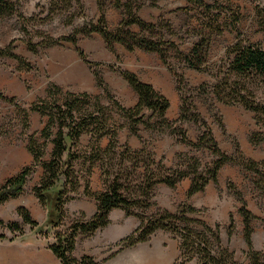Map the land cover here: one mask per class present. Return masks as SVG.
Instances as JSON below:
<instances>
[{
	"label": "rangeland",
	"instance_id": "rangeland-1",
	"mask_svg": "<svg viewBox=\"0 0 264 264\" xmlns=\"http://www.w3.org/2000/svg\"><path fill=\"white\" fill-rule=\"evenodd\" d=\"M13 1L18 13L0 17V46L7 47L13 43L15 52L23 60L0 56V91L17 98L16 103L0 98V182L35 163L34 155L28 147L30 140L34 147L44 152V160L51 158L54 144L51 139L42 135L49 116L43 110L44 105H41L43 101L62 103L67 98H72L67 91L90 94V97L78 98L76 114L79 118L85 117L89 112H95L99 118L88 125L76 146L82 156L75 161L80 183L71 192L73 198L66 205L67 218L60 229L65 230L74 221L90 217L96 212L98 201L93 195L86 194L88 184L93 192H101L117 176L124 194L136 197L141 194L146 183V165H152L151 169H155L152 159L167 167L183 164L189 170L193 164L191 157H196L202 162L201 170L207 169L216 158L208 147L184 143L170 128L160 131L159 128L149 129L140 124L138 132L134 133L128 119L115 104L117 100L125 107H133L139 100L137 92L121 74L122 70H129L166 95L171 102L167 116L171 121L178 119L182 105L181 93L175 76L159 53L143 48L130 51L119 43L112 50L98 32L82 33L79 36L78 46L85 51L86 59L70 42L51 47L38 45L37 51L31 50L28 41L40 42V33L59 37L72 33L85 22L98 21L101 15L98 2L80 0L81 4H78L76 0ZM204 1L219 5L220 20L224 27L222 33L208 32L211 36L208 55L210 63L219 62L225 56L226 49L238 37L259 42L264 48V32L256 12L257 7H264V0ZM142 2L144 6L139 14L157 25L151 31L146 30V35L154 39L175 41L184 52H189L200 40L196 27L205 17L200 6L188 0ZM106 12L108 26L116 29L122 20V11L110 6ZM72 17L73 22L67 24ZM131 27L140 31L137 25ZM165 47H169L168 44ZM168 52L173 68L186 78L187 85L183 86V92L193 96L192 100L211 126L221 148L230 155H237L236 146L239 144L247 158L264 162V125L257 122L256 114L240 104L217 102V110L211 108L212 97L203 90L195 89L202 83L211 81V77L206 72L188 67L175 48ZM90 62L96 64L92 65ZM96 73L103 78L107 90L98 84ZM52 85H58L62 91ZM50 89L54 94L49 93ZM259 97L264 99V90L259 92ZM176 126L196 142L205 130L194 122H177ZM252 138L263 140L254 143ZM111 141L115 146L107 152L105 149ZM259 168L264 172V163ZM44 172L42 164H36L25 192L0 205V218L6 222H19L25 231L26 235L19 239L37 238L31 231V226L19 214L20 207H26L39 222L47 220V210L33 192ZM190 184V177L183 179L175 187L158 183L152 191V205L148 208H136L135 214L128 215L121 208L113 209L112 216L110 214L113 219L111 225L92 235H81L74 255H91L100 264H139L144 261H141L142 255L159 249L164 257L169 253L174 259L172 263L163 264H174L180 256V239L171 231L160 229L150 239L120 251L118 242L138 228L143 217L165 208L175 212L183 203L197 208L196 212L187 213L189 217L220 227L222 244L230 248L241 263L249 261L252 248L264 249V177L261 173L245 169L231 161L220 170L218 183L211 181L205 190L188 199L186 195ZM242 197L258 217L251 223V245L245 238L244 217L240 213ZM231 215L235 223L232 234L229 232ZM193 225L202 227L200 223ZM2 234L11 238L19 232L13 233L7 226L0 225V235ZM7 237L0 238V264H63L43 240L41 244H9L11 241ZM189 264L200 263L195 258Z\"/></svg>",
	"mask_w": 264,
	"mask_h": 264
},
{
	"label": "trees",
	"instance_id": "trees-1",
	"mask_svg": "<svg viewBox=\"0 0 264 264\" xmlns=\"http://www.w3.org/2000/svg\"><path fill=\"white\" fill-rule=\"evenodd\" d=\"M188 1L203 8L205 13L204 19L196 27L200 40L194 44L189 52L182 51L175 41H165L162 38L154 39V37L146 35V30L151 31L157 25L147 21L139 14V10L144 6L142 0H97L101 13L98 21L85 22L84 25L74 29L68 35L54 37L40 33L42 36L40 42L28 41L30 49L34 51H37L38 45L51 47L70 42L76 46L79 54L86 59L85 51L78 46L79 36L82 33L98 32L103 35L108 47L112 50H115V44L119 43L130 51L143 48L159 53L175 76L181 93L182 105L178 119L171 121L167 116L171 106L170 99L160 93L153 84L141 80L136 73L129 70H122L121 74L137 92L139 100L133 107H125L117 100L115 104L122 115L128 119L132 132L137 133L140 124L149 129L159 128L160 131L170 128L182 142L196 147H208L216 156L206 170H201L202 162L196 157H191L193 164L191 165L192 169L189 170L184 168L183 164L176 167H167L162 162L152 159L155 169H151L152 165H146V179H144L146 183H144L141 194L136 197H129L124 194L122 183L117 176L101 192H93L88 184L86 194L93 195L98 201L96 212L90 217L74 221L70 227L63 230L60 227L67 218L66 205L73 198L71 195L72 190L76 189L80 183L75 169V161L82 156L78 153L76 146L79 144L81 136L87 131L88 125L92 121L98 120L99 117L95 112H89L82 118H79L76 114L78 98L80 96L90 97L87 92L77 94L67 91V94L71 95L72 98H67L62 103L43 101L41 106L44 105L43 110L49 116V120L42 135L51 139L54 144L51 158L44 160V152L40 148L34 147L35 145L30 140L28 147L34 155L35 163L24 167L18 174L9 177L4 182H0V205L25 192L26 185L35 172L36 164L41 163L45 172L41 181L34 186L33 192L46 208L47 220L45 222L35 220L24 206L20 207L18 211L24 221L31 226V231L37 236V238L28 240H43L63 264H100V261L91 255L85 254L81 257L74 255L79 237L81 235H92L97 230L108 226L111 223L110 214L113 209L121 208L128 215H131L135 214L136 208L150 207L152 205V191L158 183L175 187L183 179L190 177L191 184L186 195L189 199L194 194L205 190L211 181L218 183L220 170L231 161L237 162L245 169L261 173L264 177V172L259 168V165L264 162L247 158L241 151L239 144L236 146L237 155H230L221 148L211 126L192 100L193 96L186 95L183 92V86L187 85L186 78L183 73L173 68L168 52L171 48H175L188 67L206 72L211 77V81L195 87V89L203 90L212 97L211 108L217 110V102L227 105L240 104L254 112L257 122L264 125V99L259 97V92L264 90V48L259 42L238 37V40L226 49L225 56L219 62L210 63L208 55L211 36L209 33L224 32L220 20L221 12L218 11L219 5L204 0ZM76 2L81 4L80 0H76ZM110 6L121 10L123 14L122 20L116 29H111L108 26L106 11ZM256 12L264 32V7H257ZM17 13L18 8L13 0H0V17H8ZM21 16L24 15L21 14ZM73 18H70L67 24H71ZM133 25H137L140 31L134 30L131 27ZM166 44L169 47H165ZM14 49L13 43L7 47L0 46V56H10L23 60ZM90 64L95 65L96 63L90 62ZM96 76L98 84L107 90L108 87L103 82V78L99 73H96ZM52 86L62 91L58 85ZM49 93L54 94L52 89L49 90ZM0 98L12 103L17 102L15 96L6 95L1 91ZM154 118H156V122H154ZM177 122H194L200 124L201 128H205V130L196 142L189 139L176 126ZM262 140L263 138L258 140L252 138L254 143H260ZM114 146L115 144L111 141L105 151L109 152ZM239 194L242 195L241 192ZM241 200L243 205L240 208V213L244 217L245 238L248 244L251 245L253 234L251 223L254 218L258 217L248 208L243 197ZM196 211L195 206L183 203L175 212L165 208L159 209L150 216L143 217L139 227L118 242L120 246L118 251L144 242L150 239L158 230L164 229L171 231L180 239V256L174 264H189L195 258L199 260L200 264H244L237 260L230 248L222 244L218 225L213 227L203 220L187 215L188 212ZM195 223L202 224V227H195L193 225ZM0 225L7 226L13 233L19 232L11 238L2 234L0 235L1 239L7 237L10 241H14L26 235L17 221L6 222L0 218ZM234 227V217L231 215L230 234L233 233ZM38 237L41 239H38ZM245 264H264V249L255 250L252 248L249 261Z\"/></svg>",
	"mask_w": 264,
	"mask_h": 264
},
{
	"label": "bare ground",
	"instance_id": "bare-ground-1",
	"mask_svg": "<svg viewBox=\"0 0 264 264\" xmlns=\"http://www.w3.org/2000/svg\"><path fill=\"white\" fill-rule=\"evenodd\" d=\"M142 256H143V259H141V261L142 260H144V261H142L139 264H161L163 261H165L164 260L165 257L163 255L162 251L159 249H156V250L152 251L151 253H150V251H148V253L145 256L144 255H142Z\"/></svg>",
	"mask_w": 264,
	"mask_h": 264
},
{
	"label": "crops",
	"instance_id": "crops-1",
	"mask_svg": "<svg viewBox=\"0 0 264 264\" xmlns=\"http://www.w3.org/2000/svg\"><path fill=\"white\" fill-rule=\"evenodd\" d=\"M144 81V80H143ZM147 82V81H145ZM150 83V82H149ZM76 92V91H75ZM113 210L111 211V216H112ZM113 222V219L111 217V223ZM110 223V225H111ZM10 241V240H9ZM28 241V242H27ZM12 243H20V244H24V243H29V244H41L42 242L40 240H34V241H29V240H23V239H16L14 241H11L9 244ZM165 261H163L161 264H163L164 262H168V263H172L174 261V259L172 258V254L166 253L165 256Z\"/></svg>",
	"mask_w": 264,
	"mask_h": 264
}]
</instances>
